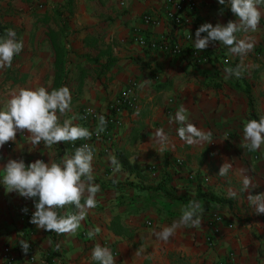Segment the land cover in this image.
<instances>
[{"label": "crops", "instance_id": "crops-1", "mask_svg": "<svg viewBox=\"0 0 264 264\" xmlns=\"http://www.w3.org/2000/svg\"><path fill=\"white\" fill-rule=\"evenodd\" d=\"M164 1L0 0V264L7 247L22 264H221L232 251L264 264V0H196L179 34L142 20ZM137 30L190 33L210 62L144 47ZM132 80L139 107L112 151L79 158L75 132L101 123L82 108L109 111Z\"/></svg>", "mask_w": 264, "mask_h": 264}, {"label": "built area", "instance_id": "built-area-1", "mask_svg": "<svg viewBox=\"0 0 264 264\" xmlns=\"http://www.w3.org/2000/svg\"><path fill=\"white\" fill-rule=\"evenodd\" d=\"M197 8L198 3L196 0H165L159 12H146L142 16V20L150 29L164 22L168 27V32L174 31L179 34V30L185 25L186 13L195 12ZM202 28L203 26H201V29ZM243 29L248 31L249 26L245 25ZM3 31L4 26L0 20V35ZM148 35L147 33L144 34L143 32L140 33L138 30L136 31L137 40L144 47L152 50H161L174 56L190 54L196 66L210 62L207 53L204 50L200 51L196 48L190 33H185L180 38L170 37L164 34L159 39H154L152 36L149 37ZM219 36V33L216 31L211 34L214 40L219 39ZM256 56L264 59V53L261 51L256 52ZM137 89L138 82L136 80L130 81L111 103L110 110L105 113H101L91 107L82 108L81 113L84 121L90 122L92 120H100L101 123L94 130H89L87 126H83L75 132L72 139V147L79 158L87 162L94 159L98 152V142L102 144V150L105 153L112 151L117 132L124 125L123 117L138 110L139 98ZM15 103L16 106H19L21 102L17 100ZM17 116V112H14L12 114V119L4 123L5 126L7 128H12ZM8 147H11L10 143ZM178 163L181 164L182 160L179 159ZM24 213L28 216H32V212L28 210H24ZM148 224L152 225V222H148ZM209 224L213 234V238L210 237L209 241L214 244L215 236L218 237L222 233L223 217L218 213H214L209 220ZM232 227V223L227 225V228ZM236 258L237 253L232 251L229 254L228 261L222 262L221 264H238ZM3 260L5 264H22L10 247H7L4 251ZM30 260L34 261L35 257L31 256Z\"/></svg>", "mask_w": 264, "mask_h": 264}, {"label": "trees", "instance_id": "trees-1", "mask_svg": "<svg viewBox=\"0 0 264 264\" xmlns=\"http://www.w3.org/2000/svg\"><path fill=\"white\" fill-rule=\"evenodd\" d=\"M55 47H56V50H57V52H58V63H57V69H58V74H59V69H60V67H59V57L61 56V53H62V51H61V49H60V47H59V45L57 44V43H55ZM60 55V56H59ZM61 62V61H60ZM46 112L48 113V117H50L49 115H50V110H49V108H46ZM116 231H119L118 229H116Z\"/></svg>", "mask_w": 264, "mask_h": 264}]
</instances>
